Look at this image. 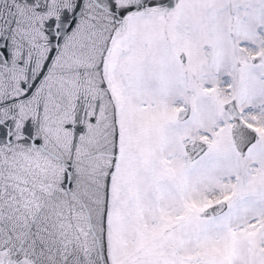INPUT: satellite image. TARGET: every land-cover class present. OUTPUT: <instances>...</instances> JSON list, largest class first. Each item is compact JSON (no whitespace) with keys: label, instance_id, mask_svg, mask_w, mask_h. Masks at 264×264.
Listing matches in <instances>:
<instances>
[{"label":"snow or ice","instance_id":"snow-or-ice-1","mask_svg":"<svg viewBox=\"0 0 264 264\" xmlns=\"http://www.w3.org/2000/svg\"><path fill=\"white\" fill-rule=\"evenodd\" d=\"M0 264H264V0H0Z\"/></svg>","mask_w":264,"mask_h":264}]
</instances>
